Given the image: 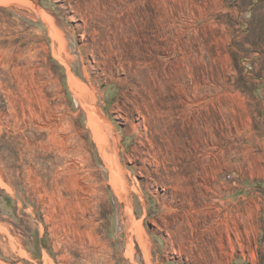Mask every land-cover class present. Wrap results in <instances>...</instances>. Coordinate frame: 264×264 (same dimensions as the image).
<instances>
[{"label":"rangeland","instance_id":"rangeland-1","mask_svg":"<svg viewBox=\"0 0 264 264\" xmlns=\"http://www.w3.org/2000/svg\"><path fill=\"white\" fill-rule=\"evenodd\" d=\"M241 14L264 0H0V264L254 260L222 163Z\"/></svg>","mask_w":264,"mask_h":264},{"label":"crops","instance_id":"crops-1","mask_svg":"<svg viewBox=\"0 0 264 264\" xmlns=\"http://www.w3.org/2000/svg\"><path fill=\"white\" fill-rule=\"evenodd\" d=\"M254 18L255 14H241L249 28L243 30L236 47L241 51V64L247 65L249 71L235 74L244 83H238L230 95L235 97L233 102L241 120L240 157L233 163L229 150L222 157L223 165L227 162L229 172L238 180V190L244 194V221L253 229L251 236L246 232V255L254 260L237 259L231 264H264V21L261 16L262 25L258 27Z\"/></svg>","mask_w":264,"mask_h":264},{"label":"bare ground","instance_id":"bare-ground-1","mask_svg":"<svg viewBox=\"0 0 264 264\" xmlns=\"http://www.w3.org/2000/svg\"><path fill=\"white\" fill-rule=\"evenodd\" d=\"M62 44V43H61ZM61 47H62V45H61ZM65 49V48H64ZM61 50V49H60ZM60 57V56H59ZM70 75V74H69ZM72 77V76H71ZM82 83V82H81ZM77 79H74V78H72V83L70 84V85H72V87L75 89V90H77V91H79V93L81 94V95H87L88 94V92H87V88H85L86 86L85 85H83V84H81ZM85 86V87H84ZM92 91V90H91ZM95 94V93H94ZM94 94H90V100H91V102H92V104L90 103V105H89V103L87 104V105H89L88 107H90V108H92V109H89L90 111H92V112H94L95 113V117H93V116H91V117H93V118H96L97 116L98 117H100V118H102V116H101V113L98 111V109H96V107H95V104H94V102H95V100H94ZM79 97V96H78ZM87 97V96H86ZM83 99V98H82ZM85 99V98H84ZM82 102V101H81ZM94 104V105H93ZM84 105V104H83ZM93 114V113H92ZM92 118V119H93ZM91 119V120H92ZM96 119H99V118H96ZM92 121H94V119L92 120ZM91 121V122H92ZM95 121H97V120H95ZM90 122V123H91ZM102 122V121H101ZM93 124H94V122H93ZM97 125V124H96ZM97 127H98V125H97ZM93 128H95V127H93ZM95 131V130H94ZM99 131L101 132L102 130H100L99 129ZM104 131V130H103ZM105 132V131H104ZM102 136V135H101ZM107 136V135H106ZM67 137V136H66ZM69 137V136H68ZM100 138V137H99ZM67 139V138H66ZM71 138H69V140H70ZM67 142V141H66ZM109 149V148H108ZM105 152V151H104ZM116 153V152H115ZM108 154V153H107ZM115 158V157H114ZM118 169V168H117ZM119 170H121V169H119ZM118 171V170H117ZM119 172V171H118ZM123 176V175H122ZM124 178V177H123ZM111 184H112V186H113V189H115V191L117 192V194H118V196L119 197H126V195L128 194L127 192H128V184H127V182L124 180V179H122V177L121 176H119V175H117L115 172H112V170H111ZM88 185V184H87ZM93 185V184H92ZM89 186V185H88ZM87 188V187H86ZM83 189H85V188H83ZM88 189V188H87ZM88 191V190H87ZM89 192H90V190H89ZM88 192V193H89ZM92 193H93V191H91ZM87 193V194H88ZM91 193V194H92ZM126 194V195H125ZM89 195H90V193H89ZM125 195V196H124ZM92 196V195H91ZM129 206V205H128ZM130 210V209H129ZM131 211V210H130ZM131 213V212H130ZM131 219H133V217H132V214H131ZM133 221V220H132ZM144 233V232H143ZM137 234V233H136Z\"/></svg>","mask_w":264,"mask_h":264}]
</instances>
